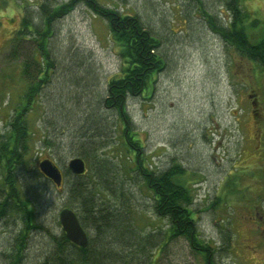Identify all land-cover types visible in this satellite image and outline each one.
<instances>
[{"label":"rangeland","instance_id":"374dc122","mask_svg":"<svg viewBox=\"0 0 264 264\" xmlns=\"http://www.w3.org/2000/svg\"><path fill=\"white\" fill-rule=\"evenodd\" d=\"M43 1L66 0H0V133L9 119L21 117L26 130L34 133L29 159L42 153L41 158H53L61 166L73 157L70 142L74 139L67 123L57 117L67 110L73 114L75 104L80 103L90 105L92 114L107 121L117 119L112 109L97 104L104 97L105 79L119 70L121 58L106 23L81 2L52 20L48 49L53 64L47 82H40L31 99H23L29 86L21 75L22 59L10 57L11 37L19 26L20 7L35 17ZM188 1L100 0L135 10L163 38L165 66L156 74L150 94L126 101L128 127L137 132L153 170L175 160L190 173L187 182L194 198L196 233L214 249L211 264H264V68L226 44ZM217 3L202 0L203 7L220 18L222 9ZM242 6L264 18V0H245ZM31 44L24 41V55ZM74 79L78 86L71 83ZM73 119L68 116L66 121ZM118 134L117 129L98 152L119 164V181L108 166L101 168L102 175L120 191L123 186L126 199L132 196L136 208L141 204L140 215L152 223L146 229L166 227V221L153 214L149 193L135 189L133 194V172L127 153L119 147ZM49 189L40 202L43 226L26 239L20 264L37 261L45 244L44 232L51 228V215L55 219L58 214L51 198L57 199L61 191L53 184ZM9 230L0 225V250ZM133 250L139 255L140 251ZM157 252V264H205L184 238L168 241Z\"/></svg>","mask_w":264,"mask_h":264},{"label":"trees","instance_id":"16d2710c","mask_svg":"<svg viewBox=\"0 0 264 264\" xmlns=\"http://www.w3.org/2000/svg\"><path fill=\"white\" fill-rule=\"evenodd\" d=\"M244 1L217 0L223 11L220 18L205 9L202 0L188 2H192L195 10L201 11L209 28L226 44L234 47L241 57L264 68V18L244 8ZM43 2L37 6L35 17L29 10L24 14V6L20 7L19 26L11 37L14 49L10 57L22 59L21 75L29 86L23 99H31L40 82H47L48 68L53 64L48 49L52 20L81 2L106 23L108 36L121 58V65L117 72L105 79L103 101L97 104L112 109L117 119L107 121L92 114L90 105L87 107L80 103L75 104L73 114L67 110L64 116L57 117L62 123H67L70 139H74L70 142L72 156L81 157L89 171L75 175L66 164L60 166L49 158L62 171V182L57 187L61 191L60 196L51 200L56 203L57 210L67 207L74 211L87 235V245L80 247L69 241L61 230L58 216L54 219L51 215V228L44 232L45 244L40 248L34 264H157L156 249L158 254L168 241L176 238L186 239L193 253L200 255L205 264H211L209 258L214 249L208 242L199 239L196 233L192 208L194 198L187 182L190 173L175 160L160 170H153L148 155L141 150L137 132L128 127L131 121L126 101L129 97L150 94L156 74L165 66V53L161 49L163 38L126 5L115 3L114 7L100 3V0ZM37 16L39 20H36ZM25 40L28 44L32 43L26 55L23 47ZM37 56L39 59H36ZM71 83L78 86L79 81L74 79ZM68 116L70 120L74 118V122L66 121ZM21 120L18 116L9 119L6 124L8 129L5 127L0 133V225L11 228L7 243L0 250L1 264H20L27 248L26 239L32 237V231H38L43 226L39 219L40 202L45 198L44 191L49 192V184H52L35 165L36 161L43 159L42 153H36L29 159L34 133L26 130ZM70 124L74 126L73 131H70ZM117 129L119 147L127 153L133 172V194L135 189L146 190L153 214L157 219H164L166 227L146 229L145 226H152V223L140 215V203V208H136L132 196L126 199L124 183L119 182L122 192L107 176L102 175L101 168L108 166L119 181V164L108 161L98 152L107 145L108 137L113 132L116 134ZM42 143L46 144L45 140ZM120 181L123 182L122 176ZM142 220L146 223L139 222ZM133 249L140 251L139 255Z\"/></svg>","mask_w":264,"mask_h":264},{"label":"water","instance_id":"95a60500","mask_svg":"<svg viewBox=\"0 0 264 264\" xmlns=\"http://www.w3.org/2000/svg\"><path fill=\"white\" fill-rule=\"evenodd\" d=\"M38 168L42 174L49 178L56 186L61 184L60 170L48 159H43L38 163ZM67 168L74 174L80 175L84 172V161L80 157H73L67 163ZM58 219L61 230L69 241L77 246L87 245V235L81 227L75 213L65 207L60 209Z\"/></svg>","mask_w":264,"mask_h":264},{"label":"bare ground","instance_id":"6f19581e","mask_svg":"<svg viewBox=\"0 0 264 264\" xmlns=\"http://www.w3.org/2000/svg\"><path fill=\"white\" fill-rule=\"evenodd\" d=\"M161 243V242H160ZM157 247V246H156Z\"/></svg>","mask_w":264,"mask_h":264}]
</instances>
